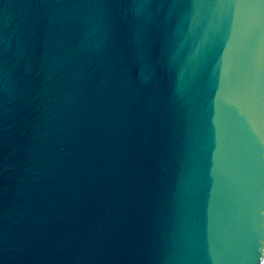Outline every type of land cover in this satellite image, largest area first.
I'll list each match as a JSON object with an SVG mask.
<instances>
[{
    "label": "water",
    "instance_id": "95a60500",
    "mask_svg": "<svg viewBox=\"0 0 264 264\" xmlns=\"http://www.w3.org/2000/svg\"><path fill=\"white\" fill-rule=\"evenodd\" d=\"M0 264H264V0H0Z\"/></svg>",
    "mask_w": 264,
    "mask_h": 264
}]
</instances>
